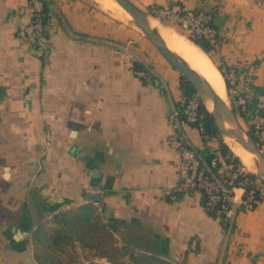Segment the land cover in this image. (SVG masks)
I'll list each match as a JSON object with an SVG mask.
<instances>
[{
  "label": "crops",
  "instance_id": "0c3cea01",
  "mask_svg": "<svg viewBox=\"0 0 264 264\" xmlns=\"http://www.w3.org/2000/svg\"><path fill=\"white\" fill-rule=\"evenodd\" d=\"M49 1L44 62L16 33L31 16L29 0H0V264H38L32 229L92 192L118 244H146L179 264H264V187L253 207L236 208L227 233L199 192H174L178 154L166 138L178 128L167 118L182 99L178 69L94 0ZM133 1L215 9L221 40L208 54L226 77L235 70L244 126L261 125L264 152V0ZM132 41L157 83L133 74ZM180 128L204 147L198 128Z\"/></svg>",
  "mask_w": 264,
  "mask_h": 264
},
{
  "label": "built area",
  "instance_id": "2783aa9c",
  "mask_svg": "<svg viewBox=\"0 0 264 264\" xmlns=\"http://www.w3.org/2000/svg\"><path fill=\"white\" fill-rule=\"evenodd\" d=\"M31 16L29 20L18 26L17 36L27 45L33 47L42 61L46 62L52 51V39L49 33L47 17L43 0H29ZM148 12L162 20L179 22L188 26L190 31L202 34L211 44L218 43V31L212 23V14L205 8L176 9L172 6L152 4ZM138 75L146 77L143 69L137 70ZM230 79L234 80V69H230ZM153 80L158 82L156 78ZM201 99L196 91L191 92L182 100L183 108L179 109L173 104L167 113L168 121L177 126V130L167 135V142L177 151L178 180L174 186L175 193L194 194L199 192L203 198V206L208 212H214L219 218L224 233H227L232 224L236 208L243 206L251 208L258 200L257 191L261 195L264 182L259 178H249L244 173L243 166H234L224 157L215 154L205 160L199 149L194 146L180 128V124H189L202 115L200 111ZM234 105L240 110L247 109V98L244 94L234 91ZM183 113V120L179 119ZM253 132L257 134L261 125L253 123ZM237 189L241 193H237ZM175 193L173 197H175ZM98 211L102 215L101 203L96 201ZM195 238L191 240L194 247ZM75 264H112L105 256H100L94 251L88 252L78 241L74 243Z\"/></svg>",
  "mask_w": 264,
  "mask_h": 264
},
{
  "label": "trees",
  "instance_id": "16d2710c",
  "mask_svg": "<svg viewBox=\"0 0 264 264\" xmlns=\"http://www.w3.org/2000/svg\"><path fill=\"white\" fill-rule=\"evenodd\" d=\"M43 3L46 18L51 9V4L49 0H43ZM205 9L211 12L212 23L217 28L215 24V9L212 7ZM186 36L189 37L193 43L195 42L196 46H200L199 48L207 55L215 48L214 44H211L198 32L188 33ZM220 40L221 36L218 32V43H220ZM132 68L134 70L143 69L150 73L149 68L139 60L133 61ZM216 68H218V71H221L225 79L226 87L229 89L230 82L224 75L222 66L217 65ZM141 79L143 82L147 81L145 77H141ZM179 86L182 99L176 101L174 104L179 109H182V100L195 90L181 73ZM232 106L238 118L244 117L246 110H240L234 104H232ZM200 111L202 115L199 116L196 121L192 122L191 125L198 128L201 138L205 143L204 147L199 149L203 158L209 160L215 154H219L224 157L227 162H232L234 166L239 165L244 167L238 157L234 155L222 140L217 127L202 102L200 104ZM183 118V113H180L179 119L183 120ZM245 129L260 146L258 137L253 132L252 124L248 125ZM212 137L218 140V146L213 149L207 144V141ZM244 174L249 178H256L249 170H246ZM257 197H261L258 191ZM96 201L98 200L87 199L85 202L78 205L59 209L53 212L48 219L36 224L31 231V241L33 244V258L38 264H75V241H78L88 252L94 251L100 256H105L112 264H179L175 260L162 256L154 247H146L148 246L146 244L145 246L141 243L133 242L118 244L114 232L106 219L104 204L101 203L103 208V214L101 215L98 211ZM201 202L203 203L202 197ZM209 213L215 215L214 212ZM63 250H68L67 259H64L58 254V252H62Z\"/></svg>",
  "mask_w": 264,
  "mask_h": 264
},
{
  "label": "water",
  "instance_id": "95a60500",
  "mask_svg": "<svg viewBox=\"0 0 264 264\" xmlns=\"http://www.w3.org/2000/svg\"><path fill=\"white\" fill-rule=\"evenodd\" d=\"M115 1H117L131 15L129 18L130 21H132L154 44L163 57L172 66L177 68L178 71L189 81L191 86L199 95L202 103L207 108L209 116L217 127L218 133L222 137V140L226 143L234 155L240 160L239 156L226 142V137L233 138L244 149L252 153L253 162L257 170H248L264 182V152L259 144L254 141L247 130L243 127L232 106L229 105V103L215 91L210 82L204 76H202L198 71L191 67L185 59H183L180 55L167 46L157 27L151 25L150 23V18L156 17H153L151 13L141 8L133 0ZM207 100L211 101V108L207 107ZM240 162L242 163L241 160ZM7 170L8 166H5V174H7ZM86 199L99 200L100 193H89L86 195Z\"/></svg>",
  "mask_w": 264,
  "mask_h": 264
},
{
  "label": "bare ground",
  "instance_id": "6f19581e",
  "mask_svg": "<svg viewBox=\"0 0 264 264\" xmlns=\"http://www.w3.org/2000/svg\"><path fill=\"white\" fill-rule=\"evenodd\" d=\"M96 2H98L103 9L109 11L114 16L126 18L131 17V15L115 0H96ZM150 23L151 25L157 27L167 46L185 59L187 63L202 76H204L210 82L215 91L225 100L223 79L213 64L211 58L186 36L176 32L171 27L162 25L164 23L157 18H150ZM206 105L208 108H211V101L207 100ZM225 140L231 149L239 156L246 168L253 171L257 170L254 165L253 155L251 152L244 149L233 138L226 137Z\"/></svg>",
  "mask_w": 264,
  "mask_h": 264
},
{
  "label": "rangeland",
  "instance_id": "374dc122",
  "mask_svg": "<svg viewBox=\"0 0 264 264\" xmlns=\"http://www.w3.org/2000/svg\"><path fill=\"white\" fill-rule=\"evenodd\" d=\"M95 2H96V0H94ZM97 4H98V2H96ZM99 5V4H98ZM100 6V5H99ZM101 7V6H100ZM102 8V7H101ZM146 11H148V9H145ZM153 17H156V16H154L153 15ZM116 18H117V20H120V21H123V22H126V23H128L132 28H133V30H136V32H138V34H140L141 36H143V38L146 40V42L148 43V46L150 47V48H152V49H154V50H156V51H158V49L154 46V44L142 33V31L132 22V21H130V19L129 18H126V17H117L116 16ZM157 18V17H156ZM158 20H160L161 22H163L164 24H162V25H165V26H167V27H171L173 30H175L176 32H178V33H180V34H182V35H184V36H186L188 33H193V31H190L189 30V28H188V26H183V24H180L179 22H173V23H171V22H169V21H166V20H162V19H160V18H157ZM161 24V23H160ZM137 34V35H138ZM187 37V36H186ZM188 38V37H187ZM219 44V43H218ZM218 44H216L215 45V48L213 49V50H216V46L218 45ZM132 64H133V61L134 60H139V61H142V59H140V57L138 56V52H137V48H136V45H137V41H132ZM159 52V51H158ZM212 53H214L213 51H212ZM161 54V53H160ZM143 62V61H142ZM213 62V61H212ZM132 64H131V68H132ZM145 64V63H144ZM214 64V63H213ZM148 68H149V71H150V73H148L147 71H145V74H146V77L147 78H149V80H150V82H153V83H155L154 82V80L152 81L151 80V77L153 76V75H155V72L153 71V70H151V67L149 66V65H147V63L145 64ZM231 69H233V68H231ZM132 72H133V74L134 75H136L137 77L138 76H140V75H138V73H137V70H134L133 68H132ZM218 72H220V71H218ZM225 73H226V75H227V78H228V80H229V82H230V87H229V89L228 88H226L225 87V84H224V89H225V92H224V98H225V100L229 103V105H231L232 106V104H234V102H233V98H234V91H237V90H235L234 88H232L233 86H231V85H233L232 84V82L234 81V80H232V79H230V69L228 70H226L225 71ZM234 76H235V70H234ZM223 79V78H222ZM223 83H224V81H223ZM157 85V84H156ZM159 86V85H158ZM238 92V91H237ZM233 107V106H232ZM239 120H240V122H241V124L243 125V127L244 128H246V126H244L245 124H244V121H243V117H239ZM261 147V146H260ZM245 167V166H244ZM245 169L246 170H248V168H246L245 167ZM58 254L61 256V257H63L64 259H67L68 258V250H66V251H62V252H58Z\"/></svg>",
  "mask_w": 264,
  "mask_h": 264
}]
</instances>
